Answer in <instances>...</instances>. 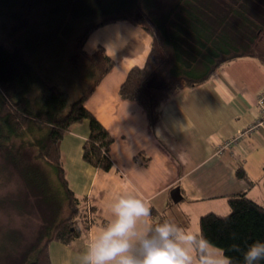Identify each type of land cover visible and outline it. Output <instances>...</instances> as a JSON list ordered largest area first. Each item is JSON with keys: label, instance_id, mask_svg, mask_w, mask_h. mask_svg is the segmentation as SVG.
<instances>
[{"label": "trees", "instance_id": "1", "mask_svg": "<svg viewBox=\"0 0 264 264\" xmlns=\"http://www.w3.org/2000/svg\"><path fill=\"white\" fill-rule=\"evenodd\" d=\"M159 5L157 0H108L77 10L74 2L73 9L65 11L68 20L80 15V28L72 38L63 32L64 21L60 22L52 44L60 43L58 36L61 42L66 38V43L70 41L74 48L70 62L75 64L73 60L79 57L85 67L91 64L92 73L96 70L92 87L69 107L66 92L57 83L46 84L43 80L42 64L39 66L33 59L34 53L30 56L20 45L9 46L0 40V139L9 141L13 136H22L33 125L41 131L46 128L37 139V155L60 184L57 195L48 197L55 205L61 198L67 204V214L60 219L54 217L55 222L45 228L40 246L33 247L22 264H51L52 241L69 244L87 233L93 223L100 222L98 205L69 187L60 150L69 128L87 120L89 135L83 144L84 160L104 170L113 165L110 148L114 138L85 105L90 92L115 64L103 48L94 53L85 50L92 31L123 20L142 26L152 36L145 64L132 67L119 89L122 98L138 101L146 109L151 127L159 120L162 104L174 92L206 82L233 60L251 57L264 66V0H174L169 9ZM10 163L27 180L45 190L46 180L37 168H31L18 157L11 158ZM237 175L249 184L252 182L242 166L237 168ZM228 202L229 213L210 212L200 218V231L224 249L233 258V264H239L240 254L229 249L234 244L243 247L245 243L264 240V205L246 192L229 195ZM150 211L156 219L153 227L164 221L157 218L154 208Z\"/></svg>", "mask_w": 264, "mask_h": 264}, {"label": "crops", "instance_id": "2", "mask_svg": "<svg viewBox=\"0 0 264 264\" xmlns=\"http://www.w3.org/2000/svg\"><path fill=\"white\" fill-rule=\"evenodd\" d=\"M151 44L148 31L123 20L96 28L86 41L88 53L103 48L115 61L85 100L114 138L113 165L104 170L84 160L87 120L73 124L64 134L60 150L69 187L98 205L100 222L69 244L52 241L51 264H81L87 243L112 217L110 205L116 192L137 194L158 212L157 218H174L197 232L204 214L231 211V194L246 192L264 205V127L247 133L231 149L217 152L227 138L258 118L264 66L251 57L233 60L206 82L174 92L151 127L146 109L119 93L129 70L145 64ZM240 166L250 184L238 177ZM177 186L182 199L175 202L171 191ZM165 208L171 209L170 216L165 215ZM155 220L150 216L147 224L152 226ZM138 225L145 226V218Z\"/></svg>", "mask_w": 264, "mask_h": 264}, {"label": "rangeland", "instance_id": "3", "mask_svg": "<svg viewBox=\"0 0 264 264\" xmlns=\"http://www.w3.org/2000/svg\"><path fill=\"white\" fill-rule=\"evenodd\" d=\"M70 1L0 0V40L9 46L20 45L29 55L34 53L33 59L39 66L42 64L43 80L46 84L57 83L66 92L68 107L92 87L96 70L92 73L91 64L85 67L79 57L77 61L73 60L75 64L70 62L74 48L70 41L66 43V38L61 42L58 39L61 36L57 35L60 43L52 44L56 28L64 21L63 32L73 38L74 31L80 28V15L73 14L68 20L65 11L72 10L74 2L75 8L80 10L108 0ZM157 1L166 9L174 2ZM46 131V128L41 131L33 125L31 129H25L22 136H13L9 141L0 139V264H22L25 255L30 254L33 247L40 246L45 228L55 222L54 217L60 219L67 214L65 200L61 198L55 205L48 197L57 195L60 184L50 167L37 155V139ZM15 157L40 171L46 180L45 190L27 180L10 163Z\"/></svg>", "mask_w": 264, "mask_h": 264}, {"label": "clouds", "instance_id": "4", "mask_svg": "<svg viewBox=\"0 0 264 264\" xmlns=\"http://www.w3.org/2000/svg\"><path fill=\"white\" fill-rule=\"evenodd\" d=\"M112 217L91 237L81 256V264H233L203 231L175 222L174 218L147 224L151 216L148 203L130 192L114 193ZM165 215L171 209L165 208ZM145 218V226L138 221ZM242 258L239 264H262L264 240L234 244Z\"/></svg>", "mask_w": 264, "mask_h": 264}, {"label": "built area", "instance_id": "5", "mask_svg": "<svg viewBox=\"0 0 264 264\" xmlns=\"http://www.w3.org/2000/svg\"><path fill=\"white\" fill-rule=\"evenodd\" d=\"M257 106L260 113L255 122L246 129L240 131L238 134L227 138L223 143H221L217 148L218 153L221 154L227 149H231L235 144H238L247 133H254L257 129L264 127V90L257 96Z\"/></svg>", "mask_w": 264, "mask_h": 264}, {"label": "water", "instance_id": "6", "mask_svg": "<svg viewBox=\"0 0 264 264\" xmlns=\"http://www.w3.org/2000/svg\"><path fill=\"white\" fill-rule=\"evenodd\" d=\"M171 197H172L173 201H175V202H178L182 199V193H181L180 187L177 186L174 189H172Z\"/></svg>", "mask_w": 264, "mask_h": 264}]
</instances>
